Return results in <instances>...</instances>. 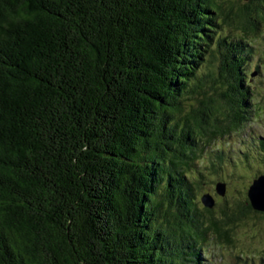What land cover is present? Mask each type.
I'll list each match as a JSON object with an SVG mask.
<instances>
[{
	"label": "trees",
	"instance_id": "1",
	"mask_svg": "<svg viewBox=\"0 0 264 264\" xmlns=\"http://www.w3.org/2000/svg\"><path fill=\"white\" fill-rule=\"evenodd\" d=\"M263 19L264 0H0V264H205L264 215L197 206L204 145L249 120Z\"/></svg>",
	"mask_w": 264,
	"mask_h": 264
},
{
	"label": "rangeland",
	"instance_id": "2",
	"mask_svg": "<svg viewBox=\"0 0 264 264\" xmlns=\"http://www.w3.org/2000/svg\"><path fill=\"white\" fill-rule=\"evenodd\" d=\"M248 41L254 53L248 66L249 72H252L250 84L254 92L250 100L249 120L230 135L217 137L210 144H205L204 154L197 163L198 169L205 173L201 189L197 191V206L203 208L200 196L210 193L215 201L213 215L218 217L222 216V207L234 209L242 206L248 209V188L253 179L264 171V150L262 146L258 147V142L264 140V19L258 25L257 34L250 36ZM255 65L258 69H254ZM218 152L230 161L221 173L214 172V168L210 167L211 160L219 156ZM218 181L226 184L224 196L215 191ZM248 214L230 231L232 242L215 237L208 239L203 246L206 253L202 254L205 264H264V215Z\"/></svg>",
	"mask_w": 264,
	"mask_h": 264
},
{
	"label": "water",
	"instance_id": "3",
	"mask_svg": "<svg viewBox=\"0 0 264 264\" xmlns=\"http://www.w3.org/2000/svg\"><path fill=\"white\" fill-rule=\"evenodd\" d=\"M215 191L217 194L224 196L226 184L222 181H218L215 184ZM247 196L249 203L254 210L264 212V173L253 179L252 184L248 188ZM200 202L206 208H212L215 203L214 198L210 193H203L200 196Z\"/></svg>",
	"mask_w": 264,
	"mask_h": 264
},
{
	"label": "bare ground",
	"instance_id": "4",
	"mask_svg": "<svg viewBox=\"0 0 264 264\" xmlns=\"http://www.w3.org/2000/svg\"><path fill=\"white\" fill-rule=\"evenodd\" d=\"M214 206V205H213ZM184 260V259H183Z\"/></svg>",
	"mask_w": 264,
	"mask_h": 264
}]
</instances>
